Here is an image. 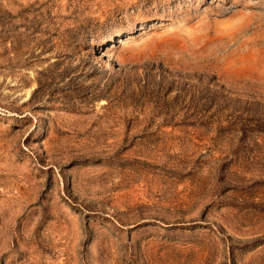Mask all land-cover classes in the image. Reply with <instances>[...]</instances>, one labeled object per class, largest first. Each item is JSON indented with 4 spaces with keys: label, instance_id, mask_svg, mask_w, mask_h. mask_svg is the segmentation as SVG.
I'll use <instances>...</instances> for the list:
<instances>
[{
    "label": "rangeland",
    "instance_id": "1",
    "mask_svg": "<svg viewBox=\"0 0 264 264\" xmlns=\"http://www.w3.org/2000/svg\"><path fill=\"white\" fill-rule=\"evenodd\" d=\"M0 264H264V0H0Z\"/></svg>",
    "mask_w": 264,
    "mask_h": 264
}]
</instances>
